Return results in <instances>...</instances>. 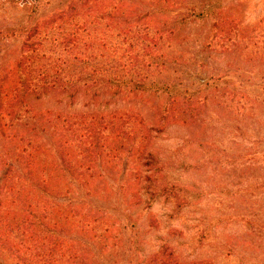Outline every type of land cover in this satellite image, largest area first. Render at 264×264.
Instances as JSON below:
<instances>
[{"label":"trees","instance_id":"16d2710c","mask_svg":"<svg viewBox=\"0 0 264 264\" xmlns=\"http://www.w3.org/2000/svg\"><path fill=\"white\" fill-rule=\"evenodd\" d=\"M94 1L74 0L63 12L12 34L24 40L15 83L0 84V135L8 141L0 153V264L7 259L12 264H88L83 246L99 244L98 259L107 230H101L97 214L79 213L72 200L80 188L91 196L92 179L101 176L103 166L112 170L130 160L143 161L137 181L146 208L162 199L177 214L190 203L152 148L155 129L138 114L115 112L80 117V122L49 114L40 127L28 99L49 93L98 98L153 92L168 96L162 121L188 124L202 115L211 94L220 93L223 110L236 124L234 140L250 143L248 160L264 166V47L259 51L256 43L251 50L241 24L224 13L221 0H207L200 9L182 7L180 26L210 24L200 43L197 36L193 39L207 55L194 60L195 68L182 77L172 69L183 64V57L172 55L174 30L142 22L141 16L120 21L121 4L88 7ZM229 54H239L245 64L220 69L206 60ZM28 124L52 137L48 147L39 137L12 135L17 126ZM73 147L78 159L67 152ZM43 150L48 151L45 161L40 160ZM262 188L264 175L255 186ZM253 216L252 226H257L259 215ZM198 233L200 240L208 239L206 230ZM147 264L179 263L164 248Z\"/></svg>","mask_w":264,"mask_h":264},{"label":"rangeland","instance_id":"374dc122","mask_svg":"<svg viewBox=\"0 0 264 264\" xmlns=\"http://www.w3.org/2000/svg\"><path fill=\"white\" fill-rule=\"evenodd\" d=\"M72 1L0 0V84L11 86L16 81L15 65L24 36L12 35L14 30L63 12ZM98 1L88 7L121 4L120 21L141 16L142 22L174 30L177 36L172 55L183 57V64L172 69L180 77L185 70L195 68L194 60L206 54L193 39L197 36L200 43L210 24L196 21L180 26L179 15L185 12L182 7L192 4L200 9L207 0ZM221 1L224 13L241 24L251 50L255 51L253 44L257 43L260 51L264 47V0ZM213 56L215 59L206 58L213 68L243 62L239 54ZM256 63L262 66L258 60ZM219 95L211 94L202 115L188 124L162 121L168 96L153 92L124 93L119 97L107 94L98 98L49 93L39 100H27L40 127L49 114L68 117L71 122L115 112L138 114L148 127L155 129L151 132L152 148L163 161L168 177L190 201L177 214L162 199L146 208L142 202L146 197L137 181L138 172L145 169L139 166L143 161L130 160L127 166L124 162L112 170L103 166L101 176L92 179L91 196L87 197L80 188L72 200L79 213L97 214L101 230H107V241L101 243L103 253L98 259L99 244L83 246L89 252L88 264H147L150 257L164 248L173 253L179 264H264V189H255L258 176L264 175V166L248 160L253 152L250 143L234 140L236 124L229 112L223 110ZM11 133L17 137H39L45 148L52 139L41 134L37 126L32 129L30 124L19 125ZM6 144L8 141L0 135V153ZM42 152L40 160L45 161L48 151ZM67 152L78 159L77 148H67ZM241 155L244 157L240 158ZM2 174L0 168V179ZM254 214L259 215L257 226H252V220L257 218ZM199 229L206 230L207 240H200ZM6 264L12 263L7 259Z\"/></svg>","mask_w":264,"mask_h":264}]
</instances>
